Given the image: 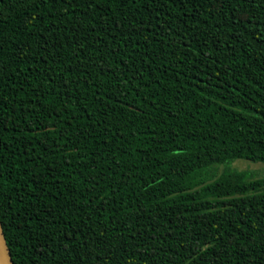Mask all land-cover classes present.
<instances>
[{"label": "trees", "instance_id": "1", "mask_svg": "<svg viewBox=\"0 0 264 264\" xmlns=\"http://www.w3.org/2000/svg\"><path fill=\"white\" fill-rule=\"evenodd\" d=\"M237 160L264 163V0H0L14 264H264Z\"/></svg>", "mask_w": 264, "mask_h": 264}, {"label": "rangeland", "instance_id": "2", "mask_svg": "<svg viewBox=\"0 0 264 264\" xmlns=\"http://www.w3.org/2000/svg\"><path fill=\"white\" fill-rule=\"evenodd\" d=\"M238 170L248 171L252 173L255 178L264 177V163L251 162L247 160H237L232 165ZM219 169H222L220 167Z\"/></svg>", "mask_w": 264, "mask_h": 264}, {"label": "water", "instance_id": "3", "mask_svg": "<svg viewBox=\"0 0 264 264\" xmlns=\"http://www.w3.org/2000/svg\"><path fill=\"white\" fill-rule=\"evenodd\" d=\"M0 264H14L1 220H0Z\"/></svg>", "mask_w": 264, "mask_h": 264}]
</instances>
